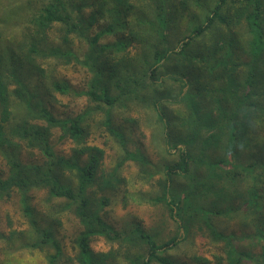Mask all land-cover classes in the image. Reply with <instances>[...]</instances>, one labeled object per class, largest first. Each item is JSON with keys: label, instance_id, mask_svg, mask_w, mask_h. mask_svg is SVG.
Masks as SVG:
<instances>
[{"label": "trees", "instance_id": "trees-1", "mask_svg": "<svg viewBox=\"0 0 264 264\" xmlns=\"http://www.w3.org/2000/svg\"><path fill=\"white\" fill-rule=\"evenodd\" d=\"M0 264H264V0H0Z\"/></svg>", "mask_w": 264, "mask_h": 264}]
</instances>
